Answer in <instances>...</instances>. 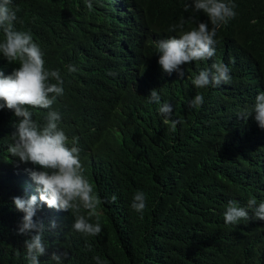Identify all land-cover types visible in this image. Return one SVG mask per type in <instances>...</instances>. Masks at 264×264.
<instances>
[{"label":"trees","instance_id":"trees-1","mask_svg":"<svg viewBox=\"0 0 264 264\" xmlns=\"http://www.w3.org/2000/svg\"><path fill=\"white\" fill-rule=\"evenodd\" d=\"M86 2L13 0L22 21L16 29L30 31L44 53L45 68L61 72L65 91L53 109L69 142L78 138L83 174L102 201L97 209L101 234L85 237L73 231L75 217L62 211L64 222L46 233L41 264H54L52 254L65 250L64 264H96L94 256L107 264H264V221L228 225L224 219L230 200L242 207L250 198L264 203V152L248 142L256 136L264 144V129L255 114L249 123L239 117L264 92V0H224L235 4V18L217 30L214 57L182 66L183 79L162 70L157 46L178 37L179 29L169 28L181 22L184 31L201 22L213 27L203 11H185L192 0H128L143 17L135 36L138 67L129 69L110 59L109 30H92L97 26L90 15L96 10ZM214 62L229 67L231 82L197 88L193 79ZM69 64L75 73L68 72ZM19 67L0 54L6 76ZM152 90L161 104L173 108L168 123L159 105L150 102ZM197 94L204 103L192 108ZM30 110L33 120L46 122L48 110ZM17 119L13 111L0 110V264H28L25 237L17 235L24 214L13 197L18 191L30 197L23 173L36 165L8 152ZM173 120L182 123L173 127ZM137 191L146 197L143 214L131 208ZM41 210L36 218L47 224ZM80 214L87 218L86 210Z\"/></svg>","mask_w":264,"mask_h":264},{"label":"clouds","instance_id":"clouds-1","mask_svg":"<svg viewBox=\"0 0 264 264\" xmlns=\"http://www.w3.org/2000/svg\"><path fill=\"white\" fill-rule=\"evenodd\" d=\"M86 7L96 10V15H90L92 23L97 26L92 30L96 34L99 27L109 30L107 38L112 46L110 59L124 68L138 67V62L134 59L138 45L135 36L143 17L128 0H87ZM235 7V4L225 3L224 0H192L191 4H186L185 11L189 8H194L196 12L203 11L213 27L209 29L208 23L204 22L190 31H184L183 22L171 26L169 31L176 32L179 29L180 35L158 42V63L162 70L169 76L176 73L179 79H183L185 72L182 66L193 61L211 60L216 51L217 30L235 18ZM18 11V8L13 7V0H0V32L4 36L0 42V54L10 64L18 62L20 65L8 76L0 71V101H3L0 103V110L7 108L18 118L13 125V142L7 146L8 152L21 163L36 165L25 169L27 173H23L25 192L30 197H21V191H18L17 197H13V203L24 214L17 235L25 237V259L28 264H41L40 257L46 254L48 247L46 233L53 234L57 228L56 222H64L62 211L70 212L75 217L73 231L85 237L101 234L97 209L102 201L83 174L78 138L69 142L59 127L61 116L53 109V105L65 91L61 72L59 69L45 68L44 53L33 42L30 31L16 29V23H22L17 16ZM66 67L69 73L77 71L74 65ZM231 80L229 67L214 62L210 68L201 70L192 83L197 88H206L229 84ZM149 97L151 103L159 105L158 111L164 122L168 123L173 114L171 105L167 102L161 104L156 90H152ZM203 103L204 97L197 94L190 106L199 108ZM34 108L48 110L43 125L33 120L30 109ZM253 114L259 127L264 129V92L256 96L253 108L241 113L239 117L248 122ZM178 123L182 122L173 120V127ZM248 142L264 152V144L259 137L249 136ZM69 143L71 147L68 146ZM116 200L117 197L113 195L111 201ZM41 208L50 220L47 224L36 218ZM81 208L87 211V218L80 214ZM131 208L140 214L145 211L146 197L142 191L134 194ZM91 217H96L97 222H90ZM224 219L228 225H237L241 220L264 221V203L257 205V201L250 198L247 207H242L236 200H230ZM88 247L90 249L91 245ZM68 257L69 252L65 250L54 252L50 260L54 264H64ZM93 259L96 264H107L99 256H94Z\"/></svg>","mask_w":264,"mask_h":264}]
</instances>
